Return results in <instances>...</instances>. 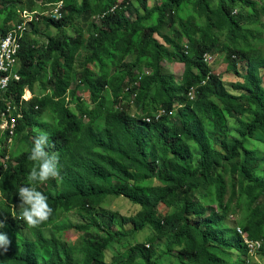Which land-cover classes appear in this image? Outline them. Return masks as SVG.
<instances>
[{
    "label": "trees",
    "instance_id": "obj_1",
    "mask_svg": "<svg viewBox=\"0 0 264 264\" xmlns=\"http://www.w3.org/2000/svg\"><path fill=\"white\" fill-rule=\"evenodd\" d=\"M60 1L61 18L41 15ZM138 1L139 7L132 0H0V36L21 23L20 11L38 13L20 42L19 81L9 83L0 101V110L9 103L13 116L20 115L13 142L27 147L14 157L0 136V217L8 225L0 230L28 229L34 239H24L19 251L12 244L0 264H109L113 245L147 227L153 234L146 247L162 242L176 264H244L247 247L237 229L224 224L235 213L237 228L261 240L264 252V180L256 175L264 170V154L248 146L258 131L264 133V56L248 41L254 38L256 1L218 0L215 7L211 0H161L154 6ZM238 7L251 13H235ZM76 22L77 35H65ZM49 29L62 36H45ZM207 53L224 56L228 70L242 80L235 93L213 74ZM177 60L184 65L180 82L163 65ZM192 88L194 101L188 98ZM26 91L33 96L20 105ZM158 109L174 114L155 119ZM134 110L142 113L134 116ZM43 115L50 121H42ZM41 132L55 145L50 151L60 154L63 180L38 186L53 213L30 228L12 206L20 187L29 185L28 156ZM113 195L140 206L120 218V227L130 225L127 231H114V215L107 219L102 207ZM73 210L105 221L95 219L96 245L91 234L84 235L71 262L43 230L58 229L62 215ZM146 247L131 245L117 264H160Z\"/></svg>",
    "mask_w": 264,
    "mask_h": 264
},
{
    "label": "rangeland",
    "instance_id": "obj_2",
    "mask_svg": "<svg viewBox=\"0 0 264 264\" xmlns=\"http://www.w3.org/2000/svg\"><path fill=\"white\" fill-rule=\"evenodd\" d=\"M135 6L139 7V1L138 0H132ZM161 0H147L148 6H154L157 3H160ZM256 1V4L258 5L255 12L257 15L256 18L251 19L252 23L251 30L253 32V37H249L248 41L252 45V47L256 48L257 51L262 52V55L264 56V14H262V8H264V0H254ZM212 5L215 7L218 4V0H211ZM236 12H244V14L251 13V8L246 7L242 10L240 7L236 8ZM29 12V11H28ZM92 21L95 23H98V19L92 18ZM80 23L76 22L73 27H70L65 30V35L69 36H76V30L78 28V25ZM45 36H62L61 32L56 31L55 29H49ZM86 33H82V37H85ZM225 37L223 36L222 39ZM40 40V39H39ZM43 41V40H41ZM40 43V42H38ZM181 59V57H180ZM174 65L170 62H164L163 65L172 72L175 77L176 81L180 82L182 79V75L184 72V65L182 64L181 60H177L176 62H173ZM213 68V74L218 76L221 79V82L225 88V90L229 93H235L234 86H236L239 82H242L240 78H238L235 74L231 73L228 70V64L225 61V57L221 54H215L214 60L210 64ZM126 68L130 67V58L127 60V63L125 64ZM244 66L242 64L239 65V71L241 73H244L243 70ZM77 83V79H74L72 82V87ZM40 94V89L38 88L36 90L35 95ZM78 95L83 96V92L80 90L78 91ZM28 96V94H26ZM24 95V98H26ZM29 98V97H28ZM27 99V98H26ZM74 106V105H72ZM73 108V107H70ZM42 121H50V119L43 115L41 118ZM229 125L231 128H234L236 126V122L234 120H229ZM249 148H254L258 151L260 154H264V133L261 131H258L254 139L250 140L248 142ZM27 147L23 143H19L17 141L12 142L11 146L9 147L10 153H12L15 156L18 155V153L26 150ZM256 175L261 180H264V170H257ZM231 188L228 187V193L226 198H229L231 195ZM102 207L106 212L107 219H110V214H113V230L114 231H127L131 227L130 225H124L119 226L118 223L120 222V218L122 216H129L134 214L136 211L140 210V206L136 205L132 202H130L128 199L124 197L119 196H109L103 203ZM95 219L100 224H103V221H105L104 217L95 215L93 212L87 211V210H73L70 211V213L63 214L60 220L58 221L57 225L59 226L58 229L53 228H47L44 229V234L46 237L56 241L63 252V255L66 256L69 261H75L76 256L78 253V249L82 245V238L84 235L91 234L92 237L90 238L89 242H92L91 244L96 245L94 239L97 233H99V230L97 228V225H95ZM240 219V213L232 214L231 217H228L224 220V224L231 229H237V224ZM91 223L92 226L87 230H77L76 225L79 224H87ZM1 231V230H0ZM9 238L12 240V244L16 247V250L19 251L21 248V242L24 239H34L33 234L28 229H17L14 232H8L7 233ZM152 231L150 228H145L143 231L139 232L135 237H127L122 240V244H115L113 245L112 249L107 253V262L109 264H117L118 262L125 259V253L127 249L131 245H140L146 247L148 245L149 238L152 236ZM148 251H155L156 255L155 258L158 257L160 264H176V260L173 256L170 254V256H167L164 254L165 248L164 244L162 242H155L151 243V247L147 248ZM39 252L41 255H43V250L39 248ZM236 254H232V257L235 259ZM114 260V261H113ZM41 261L43 259L41 258ZM251 264H264V252H258L255 253V255L251 258Z\"/></svg>",
    "mask_w": 264,
    "mask_h": 264
},
{
    "label": "built area",
    "instance_id": "obj_3",
    "mask_svg": "<svg viewBox=\"0 0 264 264\" xmlns=\"http://www.w3.org/2000/svg\"><path fill=\"white\" fill-rule=\"evenodd\" d=\"M62 1L49 6V9L42 12L41 15L44 17H51L54 19H59L62 16ZM113 11V9H111ZM236 13V11H235ZM35 15H38L37 12H28L26 10H22L19 12V18L21 19V23H17V25L11 29L6 35L0 36V101H3L1 95L4 91L7 90L10 82H18L19 76L17 74L18 69V53L20 51V42L24 36L26 31V24L31 22L33 19L37 20ZM95 18V17H94ZM99 21V16L96 17ZM214 60V56L211 54L204 55V61L208 64H211ZM195 88H192L188 93V98L190 101H194L195 98ZM81 99H83L82 95H78ZM68 98H66V101ZM28 98L21 97L20 105L22 102H28ZM134 101L131 102V106L134 107ZM14 109L9 103L5 104V109L0 110V136H4L6 138V143L11 146L13 142V137L15 134V129L17 127V119L20 118V115L17 114L13 116L12 110ZM142 112L139 110L133 111V115H140ZM169 114H174V110L167 111L166 109H158L154 112L155 119H159L162 116ZM86 118V116H85ZM152 116H144L143 119L146 121H151ZM9 157L6 155L3 159H1V163L4 168L7 167V161ZM238 233L241 235L244 244L247 247V255L243 257L244 264H251V258L258 253L263 246V242L261 240H251L248 235L244 233L241 229L237 228Z\"/></svg>",
    "mask_w": 264,
    "mask_h": 264
},
{
    "label": "clouds",
    "instance_id": "obj_4",
    "mask_svg": "<svg viewBox=\"0 0 264 264\" xmlns=\"http://www.w3.org/2000/svg\"><path fill=\"white\" fill-rule=\"evenodd\" d=\"M54 147L55 145L50 143V137L45 132L33 137L28 156V159L33 162L27 177L29 185L20 187L18 199L12 206L14 210L16 208L20 210V219L30 228H36L47 222L53 213L47 196L38 190V186L51 180H63L60 154L50 151ZM7 227V217H0V229ZM11 245L12 240L7 232L0 231V255L6 254Z\"/></svg>",
    "mask_w": 264,
    "mask_h": 264
},
{
    "label": "crops",
    "instance_id": "obj_5",
    "mask_svg": "<svg viewBox=\"0 0 264 264\" xmlns=\"http://www.w3.org/2000/svg\"><path fill=\"white\" fill-rule=\"evenodd\" d=\"M172 65H174V63H172ZM26 94H28V97H29V98H28V100H30V99L32 98V96H33V95H32V93H31V92H29V91H26V92L24 93V95H25V96H26ZM237 257H238V256H237V254H236V256H235V259H234V260H236V259H237Z\"/></svg>",
    "mask_w": 264,
    "mask_h": 264
},
{
    "label": "bare ground",
    "instance_id": "obj_6",
    "mask_svg": "<svg viewBox=\"0 0 264 264\" xmlns=\"http://www.w3.org/2000/svg\"><path fill=\"white\" fill-rule=\"evenodd\" d=\"M238 43V42H237ZM26 98H28V96H26ZM65 156V155H64Z\"/></svg>",
    "mask_w": 264,
    "mask_h": 264
}]
</instances>
